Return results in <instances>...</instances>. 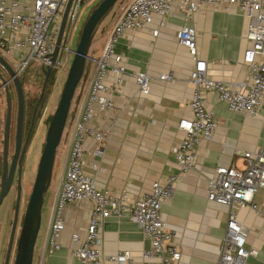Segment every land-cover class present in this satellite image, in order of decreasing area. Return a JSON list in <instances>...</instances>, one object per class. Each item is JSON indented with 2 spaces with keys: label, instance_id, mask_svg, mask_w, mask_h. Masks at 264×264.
I'll use <instances>...</instances> for the list:
<instances>
[{
  "label": "crops",
  "instance_id": "0c3cea01",
  "mask_svg": "<svg viewBox=\"0 0 264 264\" xmlns=\"http://www.w3.org/2000/svg\"><path fill=\"white\" fill-rule=\"evenodd\" d=\"M159 21V17H155L151 26L128 31L121 39L117 50L127 71L123 84L118 91H108L113 108L97 111L89 123L97 130L110 129L111 140L105 145L101 157L94 155L96 145L92 138L85 142L84 172L95 180L101 190L115 195L128 193L130 203L150 193L154 182L166 183L170 176L178 172L175 150L183 140L178 123L182 118L193 116L190 75L195 61L177 39L186 20L174 7L166 26L154 37L153 31L158 28ZM192 25L196 30L197 55L207 63L208 78L240 88L248 76L244 64L245 52L251 47L247 39L248 19L236 7L226 11L203 6ZM109 32L103 31L104 36L94 45L93 56L101 53ZM86 72L87 84L80 91L71 119L68 146L59 158L57 183L49 190V197V191L45 196L47 222L44 230H40L33 264H81L71 254L77 246L72 235L86 236L94 208L90 202L65 207V228L60 237L63 247L52 255L47 249L68 151L88 96L94 65L89 63ZM138 72H146L154 78L146 96L138 93L134 78ZM163 73H172L175 81H159L157 77ZM114 80V76L109 74L107 85L112 86ZM204 97L206 108L215 115L217 128L211 140L204 139L197 147L195 169L187 173L177 184L173 197L163 204V220L167 229L173 232V241L181 251L179 264H219L229 214L233 212L247 229V248L259 251L258 257L248 259L245 264H264V190L255 196L257 210L223 206L207 199L208 181L219 167L243 169V153L264 148V103L259 113L251 116L231 111L216 94L205 92ZM100 235L104 257L118 251H129L135 261L141 263L142 254L152 247L142 229L127 215L106 219ZM151 264H157V261Z\"/></svg>",
  "mask_w": 264,
  "mask_h": 264
},
{
  "label": "built area",
  "instance_id": "2783aa9c",
  "mask_svg": "<svg viewBox=\"0 0 264 264\" xmlns=\"http://www.w3.org/2000/svg\"><path fill=\"white\" fill-rule=\"evenodd\" d=\"M100 1H73L59 55L53 61L52 55L57 47L68 0H0V55L13 68L19 79H24L30 71L41 74L45 79L44 70L47 68H51L52 73L58 77V73L70 66L71 54L75 52L71 42L78 29L82 12L88 7L93 9ZM203 6L219 7L226 11L236 7L249 21L247 39L251 42V47L244 55L248 76L240 88L209 79L207 63L198 58L196 30L192 23ZM174 7L178 8L186 20L177 35L178 42L191 53L195 61L190 75L193 87L190 105L193 116L182 118L178 123V130L183 135V140L175 150L178 172L170 176L166 183L154 182L150 193L130 203L128 193L115 195L110 191L101 190L95 180L84 172L86 139H93L96 145L94 155L99 157L104 155L103 149L111 140L110 129L97 130L91 128L89 123L97 111L113 108L114 104L108 96V91H118L123 84L127 71L117 48L126 32L145 29L154 23L155 17H159L158 28L153 31L154 37H157L160 29L166 26ZM87 63L94 65V73L71 140L52 214L47 252L52 255L63 247L60 237L65 228V207L90 202L94 208L86 236L81 238L78 234L72 235V240L77 246L72 249L71 254L81 264H151L155 260L157 264H179L182 254L173 241V232L167 229L163 220L162 207L173 197L177 184L183 181L189 171L195 169L197 147L202 140H211L217 128L214 113L205 106V92L216 94L233 112L256 116L262 108L264 0H131L122 9L111 28L101 53L98 56L89 54ZM109 74L115 79L112 86L107 85ZM134 78L139 95L146 96L154 78L146 72H138ZM157 79L162 82L175 81L172 73L160 74ZM5 86L6 84H3L0 91ZM243 159V169L219 167L215 171L208 181L209 202L228 207L258 209L254 199L260 190H264V148L243 153ZM124 215L135 222L151 241L152 247L142 254L141 263H137L129 251H118L108 257L103 256L100 230L105 220L111 216L121 218ZM247 235L246 227L236 214L231 212L221 245L219 264H245L248 259L258 257L259 251L256 248H247Z\"/></svg>",
  "mask_w": 264,
  "mask_h": 264
},
{
  "label": "water",
  "instance_id": "95a60500",
  "mask_svg": "<svg viewBox=\"0 0 264 264\" xmlns=\"http://www.w3.org/2000/svg\"><path fill=\"white\" fill-rule=\"evenodd\" d=\"M74 0H68L60 36L57 42V47L52 55V60L58 58L60 47L63 42V37L67 27L68 16ZM123 0H102L99 5L92 11L86 23L83 26L81 36L74 52V59L70 65L68 76L60 97L57 109L49 124L44 149L38 164V170L32 189V193L24 214L21 231L17 240V247L14 254L13 264H33L35 247L42 225V211L47 194L54 177V167L58 148L61 144L65 131L69 111L76 89L81 82L86 69L87 58L89 57L91 46L98 31V28L106 19V17L115 9L117 4ZM0 65L7 71L11 79L8 82L14 84L18 95V138L17 148L14 157L9 163V130L11 116V96L9 89L6 87V101L8 105L6 125L4 129V147H3V168L1 174V189H0V207L4 199L9 195L17 173V199L15 204V214L12 225V232L8 244L7 255L4 264H10L13 257V248L15 243L16 231L19 222L21 200H22V164L18 162V152L21 144V127L23 124L24 113V89L23 83L16 76L13 68L7 63L2 55H0ZM52 73L51 68L44 70L46 85ZM0 80L4 83L5 79L0 73Z\"/></svg>",
  "mask_w": 264,
  "mask_h": 264
},
{
  "label": "rangeland",
  "instance_id": "374dc122",
  "mask_svg": "<svg viewBox=\"0 0 264 264\" xmlns=\"http://www.w3.org/2000/svg\"><path fill=\"white\" fill-rule=\"evenodd\" d=\"M131 0H123L121 3L117 4L115 7L114 11L112 14L103 21V23L100 25L98 28V31L96 33V36L94 38L93 44L91 46L90 52H93L94 45L97 41H99L100 34L103 33V31L106 30H111L115 22L117 21V18L119 14L121 13L122 9L128 5V3ZM93 9L91 7L86 8L80 18V23L78 25V29L75 33V36L72 38L71 42V47L75 51L77 48L81 32L83 29L84 24L86 23L87 19L89 18L90 14L92 13ZM74 59V54H71V63ZM70 63V65H71ZM2 68V66L0 65ZM70 68V66H69ZM69 68L64 70L62 73H58V77L56 75L55 78V83L50 84L49 87V93L46 95L45 101L42 103L40 109H39V114L37 117V124L35 127L34 134L32 138L30 139V142L28 144V149L27 153L23 162V167H22V200H21V208H20V215H19V222H18V227L16 231V237H15V243H14V248L13 251H16L17 247V240L19 238V234L21 231V226L24 218V214L26 211L27 204L29 202L32 189L34 186L37 170H38V164L40 161V157L42 155V151L44 149L45 145V139H46V133L49 127V124L51 122V117H53L57 106L60 101V97L68 76ZM3 70L4 78L8 82L11 77L7 73V71ZM52 77H55V73H52ZM87 75H86V70L84 72V76L79 83L74 98L72 100L71 108L69 111L65 131L63 134V138L61 141V144L58 148L57 151V156H56V162H55V167H54V177L52 184L49 188L52 189L54 185L57 183V171H58V165H59V158L62 156L66 150V147L68 146V132L71 127V119L73 118L75 114V107L77 104V101L80 96V91L82 88L85 87L87 84ZM22 79L23 83V89H24V97L25 99H29L28 97H31L35 92H38V95L40 94V91L42 90V85L44 84L45 79L41 74L34 73L33 71H30L25 77L20 78ZM3 87L2 81L0 80V88ZM5 89V87H4ZM4 89L0 91V164L2 165L3 161V134H4V129L6 125V119H7V111H8V105H7V99H6V94L4 92ZM25 114V112H24ZM25 117V116H24ZM17 118H18V106L15 104L12 107V113H11V122L13 123V143L10 145L9 143V163L11 161V152L13 151V145H15V132H16V127H17ZM27 120V119H25ZM12 147V148H10ZM69 152V151H68ZM17 176V174H16ZM15 176V177H16ZM48 190V191H49ZM51 191H49L48 196ZM46 196V195H45ZM16 199H17V181L16 178L14 180L13 187L9 193V195L4 199L1 207H0V264H4L5 262V257H6V252L8 250V244L12 232V225H13V220H14V214H15V204H16ZM42 222L43 223V229L44 230L47 222V207L44 206L43 208V214H42ZM44 219V220H43ZM15 254V253H14ZM14 254L13 258L11 260V264L14 263Z\"/></svg>",
  "mask_w": 264,
  "mask_h": 264
},
{
  "label": "flooded vegetation",
  "instance_id": "af4514ba",
  "mask_svg": "<svg viewBox=\"0 0 264 264\" xmlns=\"http://www.w3.org/2000/svg\"><path fill=\"white\" fill-rule=\"evenodd\" d=\"M1 69H4V68L0 67V73L3 75V78H4L3 70H1ZM2 84H3V82H2ZM46 85L45 84L42 85V90L40 91L39 95H38V92H35L31 97H28L29 99H27V100L25 99L24 108H27V114L23 113V124H22V127H21V144H20V148H19V152H18V162H21L22 165H23L26 153H27L28 144H29L30 139L32 138V136L34 134V131H35V127H36V124H37L36 116L38 114L39 104H40V101H41V99H42V97L44 95V90L46 88ZM6 87L9 89V93H10V96H11V113H12V107H13L14 104L16 106H18V112H19L18 95H17V92H16L14 84L12 82L7 83V86H5V88ZM4 92L6 94L5 89H4ZM31 107H34V112H33L32 115H30V111H29V109ZM25 119H27V120H25ZM13 128H14V126H13V123L11 122V116H10V130H9V143H10V145L13 143ZM17 138H18V118H17L16 132H15V145L12 146L13 147V151L11 152V159L14 157L15 152H16ZM3 146H4V134H3ZM12 147H10V148H12ZM1 168H3V161H2V165L0 164V174H2ZM17 173H18V170L16 171V174ZM15 178H16V181H17V176ZM14 253L15 252L13 251V254ZM6 255H7V252H6ZM5 259H6V257H5Z\"/></svg>",
  "mask_w": 264,
  "mask_h": 264
},
{
  "label": "trees",
  "instance_id": "16d2710c",
  "mask_svg": "<svg viewBox=\"0 0 264 264\" xmlns=\"http://www.w3.org/2000/svg\"><path fill=\"white\" fill-rule=\"evenodd\" d=\"M102 1V0H101ZM100 1V2H101ZM99 4H97L96 6H94V8H93V10L98 6ZM114 11V10H113ZM112 11V12H113ZM112 12L106 17V19L112 14ZM105 19V20H106ZM102 36H104V35H102V34H100V37H99V39L100 38H102ZM90 54H92V52H90ZM87 65H88V63H86V69H87ZM85 69V70H86ZM86 75H87V72H86ZM55 78H56V74H55V77H52V78H50L49 79V81H48V83H47V85H46V88H45V90H44V95H43V97H42V99H41V101H40V104H39V109H40V107H41V105H42V103L45 101V98H46V95H48V93H49V87H50V84H52V83H55ZM21 81H22V79H21ZM38 101V100H37ZM39 109H38V114H39ZM24 111H25V114H27V108H24ZM29 111H30V115H32L33 114V112H34V107H31L30 109H29ZM38 114H37V116H36V120H38L37 119V117H38ZM31 117V116H30ZM51 119H52V117H51ZM37 122V121H36ZM1 171H2V168H1ZM1 175V174H0Z\"/></svg>",
  "mask_w": 264,
  "mask_h": 264
}]
</instances>
